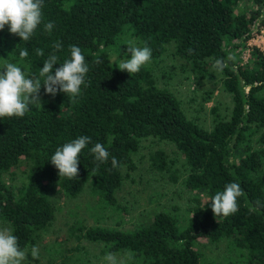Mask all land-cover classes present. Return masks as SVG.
I'll return each mask as SVG.
<instances>
[{
	"label": "trees",
	"instance_id": "16d2710c",
	"mask_svg": "<svg viewBox=\"0 0 264 264\" xmlns=\"http://www.w3.org/2000/svg\"><path fill=\"white\" fill-rule=\"evenodd\" d=\"M43 23L28 42L0 30V70L16 63L25 74L39 78L43 61L62 42L59 62L69 57V46L82 49L89 72L87 87L73 100L58 92L40 93L23 117L0 118V225L10 228L19 246L31 256L41 234L54 222L60 198L74 201L87 193L91 217L106 219L123 212L116 198L135 170L134 156L147 139L169 143L181 166L158 149L149 154L154 170L172 184L181 182L188 194L183 218L159 210L130 229L86 226L69 228L75 242L101 245V253H135L134 264H205L196 248L205 241L224 244L221 259L207 264H264V207L249 212V205H264V51L247 47L264 26V0H43ZM54 28L44 31V23ZM148 46L151 62L135 74L119 70L129 59L130 46ZM26 48L27 58L19 51ZM44 51L37 56L36 49ZM192 49V54H189ZM249 49L241 62L240 54ZM171 50L183 61L198 84L221 77L230 97V112L211 108L212 124L202 127L189 118L179 99L159 87L153 67ZM236 55L222 73L214 58ZM115 60L112 61V57ZM100 63H95L96 60ZM60 65H54L53 69ZM54 75V71L52 73ZM42 79V78H41ZM213 96L208 92V101ZM80 136L91 142L80 153L79 176L58 175L50 162L58 147ZM102 143L109 160L99 165L90 148ZM119 161L113 168L111 157ZM21 171L18 182L6 179ZM181 167V169H180ZM229 182H239L245 195L239 210L228 217L214 216L210 198ZM118 218H121L119 215ZM119 220V219H118ZM63 250V251H62ZM78 245L58 246L60 264H88Z\"/></svg>",
	"mask_w": 264,
	"mask_h": 264
},
{
	"label": "rangeland",
	"instance_id": "374dc122",
	"mask_svg": "<svg viewBox=\"0 0 264 264\" xmlns=\"http://www.w3.org/2000/svg\"><path fill=\"white\" fill-rule=\"evenodd\" d=\"M8 27L5 25L4 29ZM252 46L264 51V26L259 33L254 35V38L247 42L248 48ZM248 56L249 49L242 51L240 54L241 62H245ZM115 58L113 56L112 61ZM153 73L158 86L174 93L187 116L195 118L202 127L210 128L212 124L211 108L213 106H217L223 115L230 112V97L221 88V77L214 74L213 79L204 80L198 84V81L194 80L193 75L189 72L187 65L175 57L171 50L163 58L161 57L156 67H153ZM41 91L42 88H40V93H42ZM208 92L213 93L210 101L207 97ZM158 149L163 150L171 160L174 159L177 167L181 166L182 160L178 158L177 153L169 143L160 142L156 139L143 141L139 152L133 158L135 170L130 173V177L125 180L122 188L116 193L118 203L125 210L117 213L118 216L112 214V217L97 220L101 214H98V217H91L88 205L92 199L89 194L82 193L72 202L60 198L54 222L39 236L34 245L39 249V258L30 262L25 260L23 264H60V255L59 253L56 254L59 245H62L63 249L64 247L71 249L78 245L80 248L82 247L84 253H87V255H83V258L90 259L88 264H104L105 254L101 253L100 244L87 241L77 243L69 237V228L81 220L86 226L99 225L109 228L117 226V222H119V228L130 229L139 223L146 222L152 213L159 210L183 218L184 209L187 205L186 199L190 195L181 182L172 184L166 175L151 167L149 154ZM23 169L24 166L20 168V171L14 170L12 176H8L6 179L18 182ZM119 215L121 218H118ZM3 227L6 226L0 225V228ZM196 248L207 259L205 262L207 264L208 260H211L210 258L215 260L222 258L224 244L213 246L205 241H200Z\"/></svg>",
	"mask_w": 264,
	"mask_h": 264
},
{
	"label": "clouds",
	"instance_id": "9594fccd",
	"mask_svg": "<svg viewBox=\"0 0 264 264\" xmlns=\"http://www.w3.org/2000/svg\"><path fill=\"white\" fill-rule=\"evenodd\" d=\"M43 0H0V30L8 25V31L18 36L22 41L28 42L34 35L37 27L43 23ZM54 28L53 22L44 23V31L50 33ZM53 51L43 61L39 70V78L28 76L21 66L16 63H6L0 70V118L23 117L32 110L33 105L41 106L40 88L43 84L44 93L55 96L58 92L68 95L75 100L81 95L82 86L87 87L86 76L89 64L86 62L82 49L76 45L69 46V57L59 62L57 53L62 49V42H54ZM37 56H44L40 48L36 50ZM189 54L193 50L189 49ZM130 58L119 64V70L129 74L138 73L142 66L151 62L152 50L148 46L128 48ZM29 51L22 48L19 51L21 59L27 58ZM234 53H229L227 58H214L213 69L222 73L229 67V62L236 60ZM95 63L99 64L97 59ZM58 68L53 69L54 65ZM54 71V75L52 74ZM42 78V79H41ZM91 142L89 136H80L58 147L51 156L50 162L58 169V175L68 179H77L79 176L80 153ZM90 152L94 155L97 168L109 160L110 152L100 142H96ZM113 168L120 167L116 157H111ZM245 195L239 182H229L223 191H217L210 198L211 210L214 216L228 217L239 210L238 198ZM264 207L260 201L249 205V212H256ZM31 256L39 258V249L31 247ZM28 255V249L19 246L18 237L10 228H0V264H23ZM135 253L131 250L124 254L108 252L104 256V264H134Z\"/></svg>",
	"mask_w": 264,
	"mask_h": 264
}]
</instances>
